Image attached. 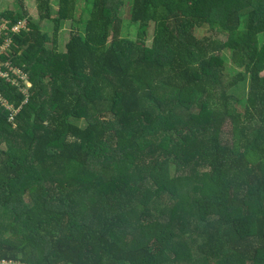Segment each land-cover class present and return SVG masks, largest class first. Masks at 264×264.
<instances>
[{"label":"trees","instance_id":"1","mask_svg":"<svg viewBox=\"0 0 264 264\" xmlns=\"http://www.w3.org/2000/svg\"><path fill=\"white\" fill-rule=\"evenodd\" d=\"M88 3L3 15L32 87L0 105V261L264 264V0ZM52 67L71 86L44 99Z\"/></svg>","mask_w":264,"mask_h":264},{"label":"rangeland","instance_id":"2","mask_svg":"<svg viewBox=\"0 0 264 264\" xmlns=\"http://www.w3.org/2000/svg\"><path fill=\"white\" fill-rule=\"evenodd\" d=\"M91 2H92V0H89V3L87 5V7H89V6L91 7ZM27 3H28V6L31 7L32 19L34 18L33 20L36 21L37 18H38V14H37L36 8L34 7L35 4L33 2H31V1H28ZM11 6H16L17 7L16 0H0V22H1L0 23V35L4 31V29L6 28L7 21H8V20H5V17L3 15L6 13V11L10 10ZM124 17L126 19L129 17L127 12L124 13ZM39 25L41 27L42 32H47L49 37L52 38L53 25L49 21H43ZM71 27H72V24L69 23V22H66L64 24V26H63V29L58 34V46H57V48H58L57 51L58 52H61V53L65 52V45H66V43L69 40ZM128 27H129V23L126 22L125 23V30H126L125 31V36L130 34L131 37L135 38V35H134L135 28H128ZM49 45L52 46V43L50 42L48 44V46ZM13 49H15V45L13 46ZM47 73H48V76L51 79H49V81L46 80L48 82L44 85L45 89H47V92L45 94L46 96L44 97V99L48 98V96L50 95L49 94L50 89H52L54 87H61L62 85H65L66 87L67 86H71V78H70V76L69 75H65L63 72H61L60 69L52 67V68L47 69ZM242 93H244V86L243 85H241V88H239L237 90L234 89V94L240 95ZM132 120H133V118L126 117V119L124 121H132ZM1 149L4 150V149H7V148H6V146L4 144H2ZM158 151H159V148L156 149V153ZM147 156L149 157L150 153H148ZM181 156H184V154H181ZM182 163H183L182 165L187 167L188 170H191V166L193 165V163H191V160L186 159ZM203 169L204 168L200 167L199 168V172H202Z\"/></svg>","mask_w":264,"mask_h":264},{"label":"built area","instance_id":"3","mask_svg":"<svg viewBox=\"0 0 264 264\" xmlns=\"http://www.w3.org/2000/svg\"><path fill=\"white\" fill-rule=\"evenodd\" d=\"M26 29L27 22L23 20L10 27L7 23L6 28L0 35V38L2 36L4 37V41L0 45V79L14 87H17L20 94L24 96L22 104L19 107H16L8 100V98H5L4 95L0 94V105L6 109L8 113V120L11 123L15 120L22 107L28 103L29 90L32 87L29 76L20 67L15 66L10 60V54L14 45L12 36L18 35ZM0 264L18 263L2 260L0 261Z\"/></svg>","mask_w":264,"mask_h":264}]
</instances>
